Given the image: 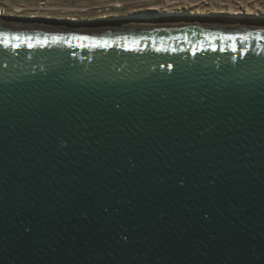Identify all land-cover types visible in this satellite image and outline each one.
<instances>
[{
	"label": "water",
	"instance_id": "obj_1",
	"mask_svg": "<svg viewBox=\"0 0 264 264\" xmlns=\"http://www.w3.org/2000/svg\"><path fill=\"white\" fill-rule=\"evenodd\" d=\"M43 20L0 18V264H264V22Z\"/></svg>",
	"mask_w": 264,
	"mask_h": 264
},
{
	"label": "rangeland",
	"instance_id": "obj_2",
	"mask_svg": "<svg viewBox=\"0 0 264 264\" xmlns=\"http://www.w3.org/2000/svg\"><path fill=\"white\" fill-rule=\"evenodd\" d=\"M133 16L263 23L264 0H0V18L49 21L37 25H65L69 20L116 24Z\"/></svg>",
	"mask_w": 264,
	"mask_h": 264
},
{
	"label": "bare ground",
	"instance_id": "obj_3",
	"mask_svg": "<svg viewBox=\"0 0 264 264\" xmlns=\"http://www.w3.org/2000/svg\"><path fill=\"white\" fill-rule=\"evenodd\" d=\"M178 17V15L176 16ZM124 21H119V22H124V23H128V24H131V22H135L134 24H141V23H161V22H175V21H183V19H161V18H147V17H140V16H133V17H128V18H125L123 19ZM157 21H160V22H157ZM186 21V20H185ZM204 21H207V20H204ZM102 22L103 24H106L105 22L103 21H100ZM207 22H213V21H207ZM224 22V21H223ZM234 23V22H232ZM236 23H250V22H236Z\"/></svg>",
	"mask_w": 264,
	"mask_h": 264
},
{
	"label": "snow or ice",
	"instance_id": "obj_4",
	"mask_svg": "<svg viewBox=\"0 0 264 264\" xmlns=\"http://www.w3.org/2000/svg\"><path fill=\"white\" fill-rule=\"evenodd\" d=\"M233 51H235V49H233Z\"/></svg>",
	"mask_w": 264,
	"mask_h": 264
}]
</instances>
